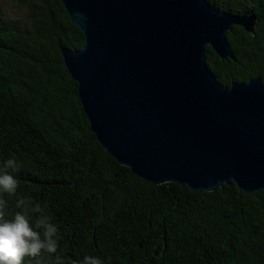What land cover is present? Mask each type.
<instances>
[{
    "label": "trees",
    "instance_id": "obj_1",
    "mask_svg": "<svg viewBox=\"0 0 264 264\" xmlns=\"http://www.w3.org/2000/svg\"><path fill=\"white\" fill-rule=\"evenodd\" d=\"M0 0V170L13 158L15 193L0 194L11 217L18 199L33 224L57 226V251L25 264H264V188L231 182L210 191L145 181L98 142L61 47L80 49L84 33L60 0ZM256 17L253 32H226L234 58L206 46L217 81L264 84V0H207ZM8 171L11 172V169ZM40 205L42 212L32 213ZM43 238V229H38Z\"/></svg>",
    "mask_w": 264,
    "mask_h": 264
},
{
    "label": "water",
    "instance_id": "obj_2",
    "mask_svg": "<svg viewBox=\"0 0 264 264\" xmlns=\"http://www.w3.org/2000/svg\"><path fill=\"white\" fill-rule=\"evenodd\" d=\"M84 33L61 47L90 130L132 174L210 191L234 182L264 188V84L260 76L220 84L206 46L234 58L232 25L256 17L207 0H60Z\"/></svg>",
    "mask_w": 264,
    "mask_h": 264
},
{
    "label": "clouds",
    "instance_id": "obj_3",
    "mask_svg": "<svg viewBox=\"0 0 264 264\" xmlns=\"http://www.w3.org/2000/svg\"><path fill=\"white\" fill-rule=\"evenodd\" d=\"M11 169V172L8 171ZM18 170L15 159L4 160L0 170V194L15 193L18 178L12 173ZM26 201L20 198L16 207L20 209L11 217L3 211L4 202L0 201V264H25V258H37L41 252L55 253L57 251V226L45 216L37 217L33 224L30 215L25 214ZM32 213L42 212L40 205L31 207ZM43 229V238L38 229ZM82 264H103L92 256H85Z\"/></svg>",
    "mask_w": 264,
    "mask_h": 264
},
{
    "label": "rangeland",
    "instance_id": "obj_4",
    "mask_svg": "<svg viewBox=\"0 0 264 264\" xmlns=\"http://www.w3.org/2000/svg\"><path fill=\"white\" fill-rule=\"evenodd\" d=\"M5 3H6V5H7V7H9V8H12V6L11 5H16V2H13V3H11V5H10V1H6L5 0Z\"/></svg>",
    "mask_w": 264,
    "mask_h": 264
}]
</instances>
